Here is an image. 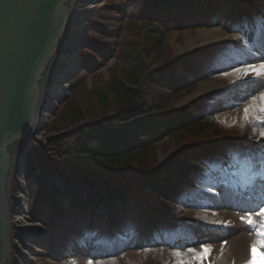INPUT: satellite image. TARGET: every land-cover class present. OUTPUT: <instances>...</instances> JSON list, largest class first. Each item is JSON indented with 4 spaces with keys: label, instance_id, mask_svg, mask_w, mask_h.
I'll list each match as a JSON object with an SVG mask.
<instances>
[{
    "label": "trees",
    "instance_id": "1",
    "mask_svg": "<svg viewBox=\"0 0 264 264\" xmlns=\"http://www.w3.org/2000/svg\"><path fill=\"white\" fill-rule=\"evenodd\" d=\"M176 4L197 5L198 11L186 18L167 17ZM219 6L220 0H107L96 11L92 37L83 53V74L72 81L70 98L51 122V132L62 134L48 147L42 143L33 146L25 163L31 175L41 170L35 176L39 188L29 204L33 221L47 215L48 202L60 217L71 215L77 221L84 218L91 204L95 215L108 204L123 213L129 209L141 213L146 208L143 199L149 194L156 193L166 202L184 195L171 176L182 173L200 181V166L219 168L221 163L209 147L231 134L239 139L243 133H227L207 100L193 103L189 111L170 113L179 101L212 80L204 65L212 51H197L181 60L193 75L190 82L176 73L171 41L175 34L183 41L187 33L214 26ZM239 21L244 23L242 17ZM238 55L246 64V58ZM238 55L230 65H238ZM112 60L106 78L101 71ZM258 135L251 138L252 143ZM171 146L174 151L170 153ZM214 151L246 160L239 149L227 143ZM191 163L200 166L191 170L187 167ZM58 178L65 179L64 186ZM59 200L70 202L69 212L59 206ZM163 207L177 216L178 209ZM47 219V224L52 223ZM54 225L66 234L61 221ZM184 231L196 232V228L184 225L166 231L164 244H158L152 233L151 252L144 264H165L156 260L161 253L158 248L174 247ZM47 255L41 264H51Z\"/></svg>",
    "mask_w": 264,
    "mask_h": 264
},
{
    "label": "rangeland",
    "instance_id": "2",
    "mask_svg": "<svg viewBox=\"0 0 264 264\" xmlns=\"http://www.w3.org/2000/svg\"><path fill=\"white\" fill-rule=\"evenodd\" d=\"M244 1V4H246L247 2L259 0ZM105 2H107V0H96L95 8L86 17V28L84 30L83 39L75 48V58L77 63L72 72L66 77L68 84H66L65 91L60 94L61 97H68L67 99L70 98V84L73 80L78 78L79 75L83 74L80 69H84L83 53L87 51L89 39L92 37L91 32L94 13L96 9L101 7ZM235 8V4L226 1L225 4L222 5L220 11L216 14L214 26L198 29L193 34L187 33L185 39L181 42L176 41L177 36H175L172 43L174 44L175 41L178 43H175L178 54L185 56L198 49L211 48L232 42L233 38L238 36L232 33L231 27ZM220 39L225 40L219 41ZM81 47L86 48L79 52L78 49ZM247 54L249 57V64H259L260 62H264V40L259 38ZM113 64L114 61L112 60L109 66L101 71L106 78L108 77V68L113 66ZM243 68L244 67H231L226 69L216 66V68L212 70V73L215 76L214 80L203 83L196 93L179 101L175 107L181 109L191 101L197 100L199 97L224 92L229 81L234 79V77L239 76L241 73L240 79H238L234 85L232 84L234 86H232L233 90L227 95V97H219L217 104L213 106L211 110L216 115V120L224 126L227 133H233L237 130L241 133L249 134L252 131L257 130L260 125L262 126L260 129L261 133H264V114H261L258 110L261 103L259 97L261 93L264 92V77L255 78L250 74L249 77L246 78L243 72L239 71V69ZM202 89H205L206 91L203 94H200ZM253 97L256 98L255 101L253 100ZM56 104L57 98L49 108L56 106ZM245 108L251 109L248 113L247 119H245ZM56 116L50 121L47 120L49 123L48 127L43 131L46 140L41 141L40 143L44 144L46 147L52 144V142L58 139L62 134L51 132L50 130L51 122ZM257 116H260L259 120L256 119ZM225 142H228V138L226 137L222 138L220 141L222 144ZM263 143L264 137L261 136L258 145L261 147ZM173 151L174 147L171 146L170 153ZM242 151L246 150L242 149ZM28 156L29 153L25 161H27ZM159 156L162 158L161 153ZM241 168H243V166H241ZM35 174L39 175V172L37 171ZM28 175L29 173L25 174L26 179L29 177ZM260 176H262L261 173L254 176L256 183L260 182ZM212 177H214V175H212ZM64 180V178H58L60 186H64ZM24 182L25 189L23 196L24 200L22 203V214L26 222L36 224L30 217L29 211H31V209L29 208V204L38 189V185L31 176ZM221 184L222 186L217 184V187H214V189L212 186H209V190H214L212 193L188 192L190 198L186 199L183 196L177 198L183 208L178 212V217L172 223L175 229L181 222L194 221L195 212H199V208H205L204 212L202 211L201 214H197L199 216L198 219L204 217L207 222V218L211 217L215 220L216 224L227 227V230L225 232H212L210 230L204 231L201 229H198L196 232L184 231L183 234H181L182 239L178 238V240H176L178 241L176 243L177 248L170 249L164 253L163 260L165 263L264 264V245L262 244L264 242V215H256L257 212L264 209V191H257L256 194L250 196L244 193L243 188L233 187V185L225 179ZM262 187L264 188V180H262ZM237 193H240V195L244 197L234 199L233 196L236 195L235 197L237 198ZM131 218L133 219V217ZM242 218H244L243 221ZM248 219H251L253 223H246L245 221ZM40 222L42 225L37 224L38 227H40L37 231L42 233L44 246L34 247L31 252H26L27 260L24 264H40L42 262V257L48 250L52 255L46 261L58 264V256L53 255V250L57 252L59 249L54 247L53 240L56 238L57 241H60V238L48 231V219L46 215L41 218ZM87 225V221L83 222L82 225L78 227V230L83 234V229ZM94 225L97 226L95 236L90 240L81 242L79 246L74 245L72 249L68 250L67 254H62L61 258L63 261L72 259L74 260L73 264H144L146 262L148 255L144 251L148 239L145 235L146 225L142 223L140 217L134 221L135 229L133 232L124 239L120 237L115 238L116 235L113 236L114 231L109 228V222L106 219L100 226L98 224ZM87 230H89V226ZM107 232H111L110 234L114 238L108 237L101 240L102 235ZM166 237L167 234L165 235V238ZM25 243H27V240ZM205 246L210 251H205ZM60 263L62 264V262H59V264Z\"/></svg>",
    "mask_w": 264,
    "mask_h": 264
},
{
    "label": "water",
    "instance_id": "3",
    "mask_svg": "<svg viewBox=\"0 0 264 264\" xmlns=\"http://www.w3.org/2000/svg\"><path fill=\"white\" fill-rule=\"evenodd\" d=\"M73 3L0 0V264H11L13 182L37 136L68 100L59 95L56 106L43 108L46 82L69 33Z\"/></svg>",
    "mask_w": 264,
    "mask_h": 264
},
{
    "label": "bare ground",
    "instance_id": "4",
    "mask_svg": "<svg viewBox=\"0 0 264 264\" xmlns=\"http://www.w3.org/2000/svg\"><path fill=\"white\" fill-rule=\"evenodd\" d=\"M95 5L96 0H74L69 33L63 44V50L60 52L59 56H57L56 62L46 82L43 108L52 106L55 98L65 91L66 77L72 72L77 63L75 48L83 39L84 30L86 28V17L95 8ZM221 40L225 39H220L219 41ZM240 74L229 81L226 88L240 79ZM249 75L246 76V78H248ZM205 91V89H202L200 94H203ZM37 140H46L44 132L37 136ZM24 189L25 182L21 176H18L13 182V191H11L10 198V219L12 231L15 236V238L10 241L12 249L11 264H24L27 260L26 252H31L34 247L44 246L42 233L37 231L40 227H38L37 224H31L24 220L22 214ZM16 237H18V239ZM26 240L27 243H25ZM262 244L264 245V242Z\"/></svg>",
    "mask_w": 264,
    "mask_h": 264
},
{
    "label": "snow or ice",
    "instance_id": "5",
    "mask_svg": "<svg viewBox=\"0 0 264 264\" xmlns=\"http://www.w3.org/2000/svg\"><path fill=\"white\" fill-rule=\"evenodd\" d=\"M239 71H242L245 76H248L249 74H252L255 78H262L264 77V62H260L259 64H249L243 69H239ZM255 97H253V100L255 101ZM259 100L261 101L258 110L261 114H264V92L261 93ZM251 109L250 108H245L244 113H245V119L248 118V113ZM256 119H260V116H257ZM261 136L264 137V133H261ZM249 170L251 169V160L249 159L247 161ZM256 215H264V209H261L259 212L256 213ZM244 218H242L243 221ZM246 223L252 224V220L248 219L245 221ZM191 251V250H190ZM205 251H210L207 249L205 246Z\"/></svg>",
    "mask_w": 264,
    "mask_h": 264
}]
</instances>
